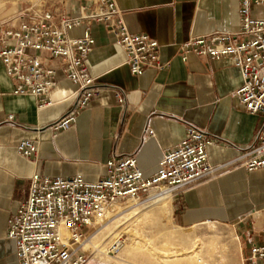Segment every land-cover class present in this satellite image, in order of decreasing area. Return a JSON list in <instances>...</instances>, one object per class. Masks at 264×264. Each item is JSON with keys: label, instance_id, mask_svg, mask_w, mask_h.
<instances>
[{"label": "crops", "instance_id": "obj_1", "mask_svg": "<svg viewBox=\"0 0 264 264\" xmlns=\"http://www.w3.org/2000/svg\"><path fill=\"white\" fill-rule=\"evenodd\" d=\"M97 1L0 0V33L44 13L75 17ZM115 2L130 33L147 34L159 42L161 59L168 66L133 75L126 53L107 27L90 22L95 47L87 67L102 91L68 129L55 130L53 125L74 107L75 86L69 80L60 73L50 94L52 104L39 107L35 97L14 94L15 83L0 62V264H19L16 243L7 237L8 221L26 200L34 174L82 175L85 181L96 182L106 174V162L116 156L136 158L143 173L151 175L165 151L184 139L188 127L210 137L207 151L214 166L233 161L255 142L263 116L247 112L236 94L243 84L240 69L227 58L190 55L183 61L179 50L192 38L238 32V0ZM254 13L264 16V8ZM85 29L86 25L77 27L68 36L79 38ZM27 139L37 146L30 158L17 151ZM170 206L177 228L208 223L231 227L242 264H251L252 247H264V170L230 166L188 187L171 199Z\"/></svg>", "mask_w": 264, "mask_h": 264}, {"label": "built area", "instance_id": "obj_2", "mask_svg": "<svg viewBox=\"0 0 264 264\" xmlns=\"http://www.w3.org/2000/svg\"><path fill=\"white\" fill-rule=\"evenodd\" d=\"M238 2V32L192 38L182 43L179 50L183 61L190 55L211 60L227 58L240 69L243 84L236 94L247 112L263 116L255 142L233 161L214 166L207 151L212 143L210 137L188 127L184 139L165 151L151 175L143 173L136 158L116 156L106 162V174L96 182H87L82 175L34 174L26 200L8 221L7 237L16 243L19 264H88L85 244L108 220L103 214L105 207L130 200L151 205L165 197L172 199L234 165L248 171L264 170V16L254 13L264 8V0ZM92 21L107 27L115 43L126 53L133 75L141 76L150 67L162 71L168 66L161 59V46L156 39L130 33L115 0H98L95 7L85 6L75 17L44 13L23 19L16 28L0 33V62L15 83L14 94L35 97L39 107L52 104L50 94L60 73L75 86L74 107L53 125L55 130L68 129L101 94L102 89L87 67L88 56L95 47L88 26ZM82 25L86 29L81 37L68 36L69 31ZM51 61L59 65L49 64ZM117 98L123 103L120 94ZM12 119L13 115L8 117L9 121ZM17 151L30 158L37 153V146L31 140H22ZM248 261L251 264L264 261V247H252Z\"/></svg>", "mask_w": 264, "mask_h": 264}, {"label": "rangeland", "instance_id": "obj_3", "mask_svg": "<svg viewBox=\"0 0 264 264\" xmlns=\"http://www.w3.org/2000/svg\"><path fill=\"white\" fill-rule=\"evenodd\" d=\"M159 202L153 205L141 203L139 213L129 217H124L129 211L116 217L104 215L108 220L93 233L101 238L99 250L103 252L85 245L89 254L88 264H117L121 258L126 260L125 240L128 238H132L140 249L153 253L152 256L127 259L129 264H164V257L172 255L173 251L185 254L194 249L199 251L200 258L206 264H242L239 240L231 227L208 223L180 229L172 224L170 213L153 220H137L146 211L156 208ZM128 204L129 201L117 206L125 208ZM113 246H118V249Z\"/></svg>", "mask_w": 264, "mask_h": 264}, {"label": "bare ground", "instance_id": "obj_4", "mask_svg": "<svg viewBox=\"0 0 264 264\" xmlns=\"http://www.w3.org/2000/svg\"><path fill=\"white\" fill-rule=\"evenodd\" d=\"M159 201H158L159 204L156 208H152V209L146 211L140 217H138L137 220L138 221L139 220H145V219L153 220L155 218H159V216L161 217L162 214L170 213V208H171L170 197H165ZM141 203H144V202H140L138 200H130L129 204L125 208L117 206L119 204H112V205L104 208L103 214L107 215V216H115L116 217V216H119V215L129 211L128 213L125 214L124 217L131 215V214L136 215L139 213V209L141 208V205H142ZM138 226H140V225H138ZM100 240H101V238L97 237V234H93L87 240L85 245L86 246L90 245L94 251L102 253L103 251L99 250V247H100L99 241ZM137 243H139V242H137ZM125 244L127 246V254H126L127 259H130L132 257L152 256L153 255L152 251H144V250L140 249V247L138 245H136V243L133 242L132 238L126 239ZM166 254H170V252L166 253ZM164 258H165L164 264H206L200 258L199 251H197L195 249L189 250V252H187L185 254H183V253L179 254L178 252L173 251L172 255H170V256L167 255ZM127 259L125 260V259L121 258L117 261V264H126V263H128Z\"/></svg>", "mask_w": 264, "mask_h": 264}]
</instances>
